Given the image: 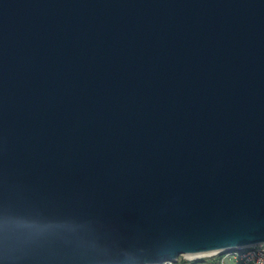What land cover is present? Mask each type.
Instances as JSON below:
<instances>
[{
	"label": "water",
	"instance_id": "obj_1",
	"mask_svg": "<svg viewBox=\"0 0 264 264\" xmlns=\"http://www.w3.org/2000/svg\"><path fill=\"white\" fill-rule=\"evenodd\" d=\"M263 242L264 0H0V264Z\"/></svg>",
	"mask_w": 264,
	"mask_h": 264
},
{
	"label": "built area",
	"instance_id": "obj_2",
	"mask_svg": "<svg viewBox=\"0 0 264 264\" xmlns=\"http://www.w3.org/2000/svg\"><path fill=\"white\" fill-rule=\"evenodd\" d=\"M220 253L210 254L208 258L217 257ZM188 264H204L199 260H185ZM264 264V242L239 248L237 250L227 251L224 259H220V264ZM164 264H175V262H166Z\"/></svg>",
	"mask_w": 264,
	"mask_h": 264
},
{
	"label": "rangeland",
	"instance_id": "obj_3",
	"mask_svg": "<svg viewBox=\"0 0 264 264\" xmlns=\"http://www.w3.org/2000/svg\"><path fill=\"white\" fill-rule=\"evenodd\" d=\"M225 254H226V252H223V253H220L218 256H220V259H224V257H225ZM208 257H209V255H206V256H201L200 258H194V259H191V258H187L186 256H180L178 259H177V261L175 262V264H181V262L183 261V260H189V259H191V260H193V261H197V260H206V259H208ZM190 264H194V263H190ZM228 264H234L233 262L231 263V262H228Z\"/></svg>",
	"mask_w": 264,
	"mask_h": 264
},
{
	"label": "trees",
	"instance_id": "obj_4",
	"mask_svg": "<svg viewBox=\"0 0 264 264\" xmlns=\"http://www.w3.org/2000/svg\"><path fill=\"white\" fill-rule=\"evenodd\" d=\"M199 261L204 264H220V256L208 258L206 260H199ZM181 264H188V263L185 260H183Z\"/></svg>",
	"mask_w": 264,
	"mask_h": 264
},
{
	"label": "bare ground",
	"instance_id": "obj_5",
	"mask_svg": "<svg viewBox=\"0 0 264 264\" xmlns=\"http://www.w3.org/2000/svg\"><path fill=\"white\" fill-rule=\"evenodd\" d=\"M201 256H202V254L186 255L187 258H191V259L198 258V257H201Z\"/></svg>",
	"mask_w": 264,
	"mask_h": 264
}]
</instances>
